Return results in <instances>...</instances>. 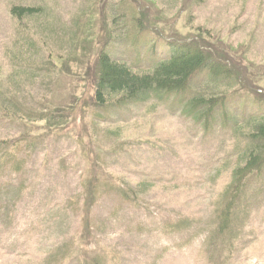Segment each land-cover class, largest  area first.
I'll use <instances>...</instances> for the list:
<instances>
[{"label":"rangeland","instance_id":"1","mask_svg":"<svg viewBox=\"0 0 264 264\" xmlns=\"http://www.w3.org/2000/svg\"><path fill=\"white\" fill-rule=\"evenodd\" d=\"M177 46L182 90L97 102ZM262 123L264 0H0V264H264Z\"/></svg>","mask_w":264,"mask_h":264},{"label":"trees","instance_id":"2","mask_svg":"<svg viewBox=\"0 0 264 264\" xmlns=\"http://www.w3.org/2000/svg\"><path fill=\"white\" fill-rule=\"evenodd\" d=\"M10 13L15 18L35 13L36 10L28 6H12ZM99 70L96 77L94 96L97 102L104 103V92H122L131 100L146 91L155 89L167 93L182 90L191 76L207 66L202 51H193L189 46L172 48L170 57L159 62L152 72L137 74L127 65L111 59L107 53L101 52L98 56ZM255 138L264 140V123L256 127ZM256 155L249 154V160L236 173L246 174L255 168Z\"/></svg>","mask_w":264,"mask_h":264}]
</instances>
